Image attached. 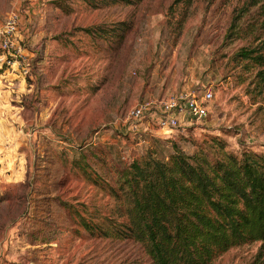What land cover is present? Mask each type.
Segmentation results:
<instances>
[{"label":"rangeland","instance_id":"rangeland-1","mask_svg":"<svg viewBox=\"0 0 264 264\" xmlns=\"http://www.w3.org/2000/svg\"><path fill=\"white\" fill-rule=\"evenodd\" d=\"M240 5L0 0V24L11 12H23L30 49L37 52L34 82L28 80L23 90L12 79L0 91L30 94L36 108L31 114L37 112L33 149L19 146L12 164L0 162L2 264H154L139 244L91 235L62 204L99 222L111 214L114 201L94 180L112 183L117 168L151 153L168 158L174 146L188 155L206 150L216 157L212 139L218 138L236 155L244 149L264 153V89L254 82V71L233 59L246 40H225ZM255 20L249 15L241 24ZM207 90L213 99L205 119L181 117L180 127L169 132L150 120L149 129L131 131L129 111L159 99L143 94L201 96ZM9 171L28 173L9 178ZM257 253L258 245H245L213 264H257Z\"/></svg>","mask_w":264,"mask_h":264},{"label":"trees","instance_id":"trees-1","mask_svg":"<svg viewBox=\"0 0 264 264\" xmlns=\"http://www.w3.org/2000/svg\"><path fill=\"white\" fill-rule=\"evenodd\" d=\"M101 7L120 0H84ZM241 1V2H240ZM178 2V0H177ZM225 40L245 39L233 59L264 89V0H239ZM251 15L255 21L242 25ZM210 152L188 155L174 146L168 158L148 154L115 170L112 183L95 179L114 203L111 214L92 222L71 215L91 235L139 244L154 264H213L230 250L258 245L264 264V153L227 152L213 138ZM89 165L85 163L84 172Z\"/></svg>","mask_w":264,"mask_h":264},{"label":"built area","instance_id":"built-area-1","mask_svg":"<svg viewBox=\"0 0 264 264\" xmlns=\"http://www.w3.org/2000/svg\"><path fill=\"white\" fill-rule=\"evenodd\" d=\"M29 26V19L21 11L11 12L0 24V72L17 74L31 81L34 80L37 52L29 47ZM212 99L213 94L207 90L201 96L196 92H182L158 100L143 101L129 111L131 131L137 134L150 120H156L159 130L169 132L180 127L181 117L205 119L210 113L208 104Z\"/></svg>","mask_w":264,"mask_h":264},{"label":"crops","instance_id":"crops-1","mask_svg":"<svg viewBox=\"0 0 264 264\" xmlns=\"http://www.w3.org/2000/svg\"><path fill=\"white\" fill-rule=\"evenodd\" d=\"M12 79H14L17 82L18 87H21L23 90L24 86L28 83V80H24L17 74L0 72V91L3 90L2 86L10 87L13 85ZM29 82L33 83L34 80ZM163 95L164 94H143V97L149 99H161L164 98ZM31 98L32 96L30 94H0V162L2 161L4 163L8 160L9 164H12L15 150L19 146H29L33 149L35 145L36 131H34V128L37 126V112L33 115L31 114L32 109L34 111L36 110L35 105L28 102V99ZM30 105H32V108L28 107ZM149 125L148 122L144 126L148 128ZM16 131H18V134ZM21 140H25V144L21 145ZM31 149H29V151H31ZM27 152L28 151H23L21 152V155H24ZM8 173L9 178H24L27 176L28 172L9 171ZM0 264H2L1 260Z\"/></svg>","mask_w":264,"mask_h":264}]
</instances>
